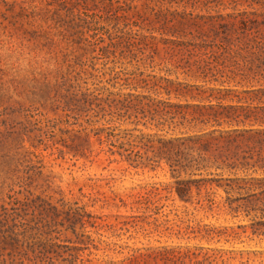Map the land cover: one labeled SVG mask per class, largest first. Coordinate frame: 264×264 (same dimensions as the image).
<instances>
[{
    "label": "rangeland",
    "instance_id": "obj_1",
    "mask_svg": "<svg viewBox=\"0 0 264 264\" xmlns=\"http://www.w3.org/2000/svg\"><path fill=\"white\" fill-rule=\"evenodd\" d=\"M227 13L235 19L217 23L238 32L242 18L264 19V0H0V208L30 222L0 264H264L257 155L185 171L159 157L163 142L210 130L174 117L167 101L200 100L177 97V82L232 89L224 104L264 105L254 90L264 77L252 81L253 56L236 40L234 56L219 59L235 63L223 85L194 77L204 49L176 45L220 44L207 18L201 29L193 20ZM183 149L182 164L198 156V146ZM46 238L51 252L35 257Z\"/></svg>",
    "mask_w": 264,
    "mask_h": 264
},
{
    "label": "trees",
    "instance_id": "obj_2",
    "mask_svg": "<svg viewBox=\"0 0 264 264\" xmlns=\"http://www.w3.org/2000/svg\"><path fill=\"white\" fill-rule=\"evenodd\" d=\"M252 14L256 17L259 16L256 12H252ZM226 17L235 19V14L227 13L225 15L219 14L218 16L197 15L193 20L198 26L197 29H201L204 24L198 21L207 18L209 22L207 24L213 28L212 30L216 38L219 37L220 44H209L207 38H200L202 35L206 37L207 34L198 32V36H193L194 38L199 37L201 39L197 40L198 42L196 40H178L176 45L184 48L204 49L203 52H199L201 56L193 63L195 66L193 72L194 77L209 83L215 82L223 85L224 83L235 81V63H230V66H228L224 64V61H220L219 59H226L229 55L234 56L236 40L237 44L241 47L250 50L253 57L248 60L249 64H247V67L253 73L252 81L259 82L260 78L264 77V29L259 28L260 24L264 25V19H252L250 23L253 25H249L248 21L242 18L240 20L239 31L237 32L235 31V21L230 23H217L220 20H225ZM217 26L222 28L220 32L216 29ZM190 34L193 33L190 32ZM210 45H214L213 47L216 46L218 51L210 54L206 51ZM242 79L245 80L246 78ZM176 84L177 86L173 91L177 97L200 98V100H197L199 102L192 103H172L167 101L169 106L178 109V112H174V117L181 114V118L184 121L201 123L202 126L208 127L210 130L202 131L194 135L175 137L168 142H163L161 147H159L162 152V154H159L160 159L164 158L173 171L177 170V166H180L184 171L191 167H195L196 170L207 168L208 165H203L202 163H205L208 159L219 163L216 168H222L224 167L222 165H225L227 168L234 169L235 165L233 161L240 158L241 153L243 154L241 159H246L245 154L251 152L257 155L258 161L261 162L260 169L264 171V105L243 108L242 105L224 104L223 101L229 96L228 93L232 89L221 86H207L208 88H204L203 84L187 82H177ZM194 90L197 93L193 92ZM254 90H256L255 92H264V88H256ZM168 93H171L170 90H168ZM203 99L207 103H204ZM188 108H192L194 113H198V116H193L191 113H188L186 111ZM189 115L191 118L188 119ZM183 120L181 123H183ZM246 121H249L248 128L238 127ZM235 124L237 128H235ZM224 125L228 129H222ZM244 137L247 141L246 146L240 143V140ZM235 143L237 144L235 145ZM186 144L192 145V148L198 146V156H192L188 164H182L180 158L188 160L187 154L183 149ZM202 180L200 179L196 182L198 183ZM180 184H183V182L181 181ZM189 191V188L186 190L185 188H178V193L181 196L189 193ZM29 223V221L27 222L25 220V214L21 210H18L17 207L8 208L2 206L0 208V257L4 256L5 252L10 257L16 255L15 252L19 249L20 237L29 238L27 236ZM70 228L75 232L76 229L73 224ZM49 240L51 239L46 238L44 244H47ZM49 245L53 246V244ZM49 245H44L45 249L41 248L38 254H35V257H40L41 259L47 258L51 252V250L47 249ZM65 261L69 262L66 259Z\"/></svg>",
    "mask_w": 264,
    "mask_h": 264
}]
</instances>
